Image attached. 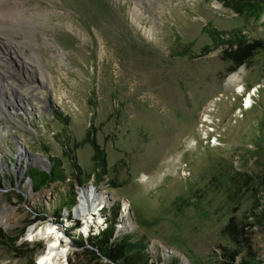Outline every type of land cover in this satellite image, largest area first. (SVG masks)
<instances>
[{"label":"rangeland","instance_id":"obj_1","mask_svg":"<svg viewBox=\"0 0 264 264\" xmlns=\"http://www.w3.org/2000/svg\"><path fill=\"white\" fill-rule=\"evenodd\" d=\"M27 4L46 78L13 53L0 69V264H39L57 232L53 264H116L92 244L111 225L147 264H264V0ZM57 162L35 190L28 170Z\"/></svg>","mask_w":264,"mask_h":264},{"label":"bare ground","instance_id":"obj_2","mask_svg":"<svg viewBox=\"0 0 264 264\" xmlns=\"http://www.w3.org/2000/svg\"><path fill=\"white\" fill-rule=\"evenodd\" d=\"M4 1H5L6 6L10 7V9L6 8V10L7 9L10 10V11L7 10L8 15H10L12 10H14L16 12L15 18H16L17 22H21L20 23V30L22 29L21 31H23V33H17L18 31L16 29H14L15 31L12 32V31H10V28H7L5 26H4V28L7 31L0 30V69H1V71L3 73H5L7 76H9L10 79H13L12 74H13L14 69H13V65H12V60H10V57L12 56V53H13L17 57H21V58H19L21 61L23 60L24 62H27L25 60L26 58L31 59L34 66H36L37 68L39 67L41 69L40 72H41L42 78H46V72L44 71V68H43L44 66H43L42 62L40 61L39 57L37 56L35 49H33L31 47V45H29V43H28V41L37 43V41L35 40V38H36L35 30L37 28L33 26V24H34L33 20L30 19L29 13H27V11L30 9L29 5L27 4V0H3V2ZM216 6L220 7L221 4L216 3ZM137 11H139V10H137ZM12 23H13V21H7L6 24H4V25L11 26ZM13 27H14V25H13ZM4 32L5 33L7 32V34L8 33L10 34V36L7 37V40L4 38V36H7V34H5ZM16 34H17V36L19 34L22 37L20 36V37L15 38ZM27 46L32 48V50L34 51L33 54L36 55L37 58H32L31 55L29 56V54L27 53V48H26ZM27 86H28V84H27ZM33 86L34 85H30V87H33ZM30 87H29V89H30ZM34 87H36L35 89H36L37 94L44 95V92L42 91V89L38 88L40 86H34ZM34 97H36V96H34ZM252 102H253L252 100L246 101V106L249 108L251 106ZM25 109H27V108H25ZM210 109H212V106L207 107V110H210ZM204 114H205V112H204ZM22 155L23 154L20 153L21 157H22ZM21 160L23 162H25L24 159H21ZM40 163L42 165L46 164L45 160H42V159L40 160ZM93 194L94 193H91L90 190H86L85 192H83V196H82V198H83L82 199L83 200L82 206H83L84 212H86V215L91 216L90 217L91 219L92 218L94 219V217L96 216L95 213H92V211H94L95 208L91 209L92 203H93V200L91 203V199H92L91 196H93ZM3 222L4 223L8 222V220L6 219ZM36 229H37V227L33 226L32 233ZM40 230H41V228H40ZM51 232H56V228H53L52 226L47 227L46 233L49 235ZM40 234H41V232H40ZM57 234H58V232H57ZM57 234H56V236H57L56 241L54 243H50L48 250L46 252H43L39 256V258H38L40 261L39 264H53L55 258H59L61 255H65V253H66L65 250H62L61 252H59V245L61 242H60V237Z\"/></svg>","mask_w":264,"mask_h":264},{"label":"trees","instance_id":"obj_3","mask_svg":"<svg viewBox=\"0 0 264 264\" xmlns=\"http://www.w3.org/2000/svg\"><path fill=\"white\" fill-rule=\"evenodd\" d=\"M261 42L257 41L254 44H247L246 47L242 48L236 55V59L242 61V58H245L251 54L254 49L259 47ZM28 175L32 178L33 188L35 190H39L45 184H49L55 180H63L64 175L63 171L61 170L59 163L57 162L50 172L40 168H30L28 170ZM114 232V225H111L107 230L103 231L100 235H97L93 239V246L99 248L103 255L109 257L111 261L115 262L116 264H147V258L145 253L141 247L137 243H132L129 241L128 238L122 237L119 242H114L109 244V240ZM223 236L229 238L234 243H240V233L239 229L237 228L235 218H231V220L227 223L225 228L223 229ZM243 236V235H242ZM80 245H84V242H79ZM237 255L233 253L231 258ZM110 264V263H107ZM169 264H175L173 262ZM227 264V263H225ZM241 264H256L250 260H244Z\"/></svg>","mask_w":264,"mask_h":264}]
</instances>
